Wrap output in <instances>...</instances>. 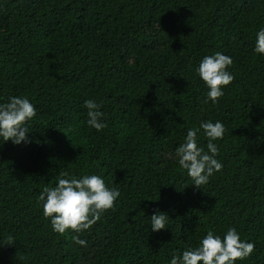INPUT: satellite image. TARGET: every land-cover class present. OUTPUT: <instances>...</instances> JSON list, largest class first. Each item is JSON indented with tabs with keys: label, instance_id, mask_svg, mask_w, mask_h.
Masks as SVG:
<instances>
[{
	"label": "trees",
	"instance_id": "1",
	"mask_svg": "<svg viewBox=\"0 0 264 264\" xmlns=\"http://www.w3.org/2000/svg\"><path fill=\"white\" fill-rule=\"evenodd\" d=\"M262 26L264 0H0V102L38 109L27 143L0 139V264H168L229 227L255 243L237 264H264ZM215 52L234 80L213 104L195 69ZM87 99L103 102L102 131ZM209 120L225 126L223 168L200 188L175 149ZM65 172L121 192L79 233L53 231L39 200ZM156 212L169 219L153 232Z\"/></svg>",
	"mask_w": 264,
	"mask_h": 264
},
{
	"label": "clouds",
	"instance_id": "2",
	"mask_svg": "<svg viewBox=\"0 0 264 264\" xmlns=\"http://www.w3.org/2000/svg\"><path fill=\"white\" fill-rule=\"evenodd\" d=\"M253 51L264 55V26L256 31ZM232 64L233 59L221 52L206 55L200 61L195 71L208 89L206 103L211 101L215 104L224 95V89L234 80V75L228 70ZM102 104L96 99L84 101L87 124L98 132L106 127ZM37 111L27 96L13 95L0 102V139L3 142L11 140L17 145L27 143L26 133ZM201 130L207 138V151L198 143ZM224 133L225 126L221 121H201L198 127L187 130L183 143L175 149L179 166L187 171L195 186L201 188L215 172L223 168L217 158L219 149L214 141L222 139ZM63 176L55 186L49 184L39 195L43 216L50 218L53 231L60 234L68 231L79 233L90 228L104 212L114 207L121 195L119 187H109L100 175L82 174L77 178L65 172ZM168 219L165 212L152 214L151 231L167 228ZM7 240L11 242L13 237L8 236ZM77 242L83 243L78 239ZM254 249L255 243L242 239L235 227H229L223 236L209 230L197 247L172 255L168 264H237L238 260L249 257Z\"/></svg>",
	"mask_w": 264,
	"mask_h": 264
}]
</instances>
